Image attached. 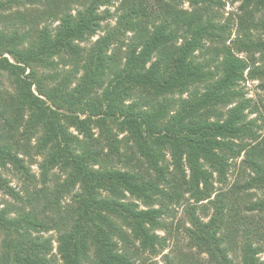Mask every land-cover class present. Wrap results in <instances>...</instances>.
I'll list each match as a JSON object with an SVG mask.
<instances>
[{
    "label": "trees",
    "instance_id": "obj_1",
    "mask_svg": "<svg viewBox=\"0 0 264 264\" xmlns=\"http://www.w3.org/2000/svg\"><path fill=\"white\" fill-rule=\"evenodd\" d=\"M226 1L239 3L236 22L218 20L221 0H0V191L21 203L0 201V264L157 256L162 208L185 195L213 213L187 205V251L164 264H234L236 249L241 264H264V100L263 119L250 118L241 86L264 91V0ZM38 130L43 180L64 179L23 199L2 170L27 173L20 142Z\"/></svg>",
    "mask_w": 264,
    "mask_h": 264
},
{
    "label": "rangeland",
    "instance_id": "obj_2",
    "mask_svg": "<svg viewBox=\"0 0 264 264\" xmlns=\"http://www.w3.org/2000/svg\"><path fill=\"white\" fill-rule=\"evenodd\" d=\"M223 3V6L220 8L214 7L213 10L218 16V20L224 21L226 18L231 17L233 20L237 14V8L239 6V3H231L230 1L221 0ZM183 8H188V3L183 4ZM104 8H101L103 10ZM110 11H114V7L110 8ZM235 22L237 19H234ZM115 20L111 19L109 21V24H114ZM108 24L107 22H103L102 26L105 27V25ZM236 24V23H235ZM104 28L99 30L95 36H93L89 41L82 44V46L90 45V43L94 42L97 38L101 37L105 32H103ZM234 31L232 32V38L234 37ZM129 35V34H128ZM201 58V57H200ZM245 76H247V72L244 73ZM247 81L245 83H242L243 92L245 93V98L250 100V103L253 107L257 108V112L249 114V110L246 112L248 113L250 118H256V119H263L260 114H263V107L262 103L264 100V91H262L259 87V82L256 80H250L248 77H246ZM2 87L5 90L11 91L13 87L11 86L8 78L6 76L1 78ZM27 120L26 117L23 118V124ZM260 122V120H259ZM20 131L26 135L25 129L23 126L20 127ZM70 131L74 134L76 132L74 129H70ZM94 136L98 135V131H93ZM18 134V133H17ZM32 135V133L30 134ZM41 135V131L38 130L36 132V135H33L32 139L29 140L28 144L24 143V140L21 139V144L25 145V150L23 152H18V157L21 158L23 166L27 168V173L25 171H19L20 169H15L13 166H7L6 169L2 170L3 176L8 181L9 185L14 188L15 192L19 194L23 199H27V196L30 195L31 197H35L38 191L41 193L46 192L47 190L51 189L53 185L56 182L62 181L64 179V176L61 172L56 171V173L49 172L48 173V179L43 180L41 175V169L40 165L44 160V157L46 156L45 153H37L36 151V145L38 143L37 139ZM124 134H121L120 137H122ZM82 138V137H79ZM17 139H19V136H17ZM243 153L238 158V162L242 159ZM28 174V175H27ZM235 180V171L230 173L228 175V182L232 183ZM215 187L218 189L220 188L219 184H215ZM77 188L73 192L76 194ZM72 193V194H73ZM71 194V196H72ZM253 200L257 199L256 197H261L262 194L259 192L254 193ZM27 195V196H26ZM215 193L211 196V200L214 199ZM70 197H65L62 199V205L69 203ZM68 199V200H67ZM0 201L5 206L6 204L12 203L17 206H20L21 203L12 197L4 195L3 191H0ZM194 204L196 207H198V214L202 215L201 218L204 221H207L211 214L213 213V209L209 205L208 201H202L201 203H195L194 200L189 198V195H185L183 200L178 204H171L167 208H162L163 210V216L161 218V221L165 224L164 230L157 231V234L160 237H163L166 239V247L163 250L162 253H160L157 256H151L150 254H147L145 252H141L140 250L137 251L136 254L133 255V262L135 264H164L163 261V254L170 253L172 256H177L181 252L187 251V240L185 239L184 234V228L188 227L189 224L187 223V217H186V210L187 205ZM24 205V204H23ZM37 205V204H35ZM34 206V205H33ZM140 207H142L140 205ZM160 206H156V208H159ZM28 209H30L28 207ZM203 209H208L206 214H201V211ZM205 215V216H204ZM45 238H50L52 240V252L51 256H53L55 259H58L57 253V243L55 241L56 234L55 231H49L47 233L43 234ZM257 245V244H256ZM229 257L232 259L234 264H241V258H240V251L239 249H236L232 252H229ZM259 257L264 260V250L263 253L259 255ZM203 259H206V255H202ZM59 263V262H58Z\"/></svg>",
    "mask_w": 264,
    "mask_h": 264
}]
</instances>
